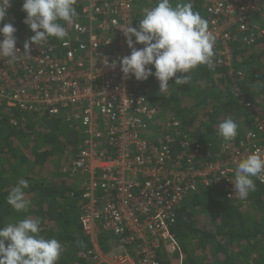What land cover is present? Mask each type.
Returning <instances> with one entry per match:
<instances>
[{
	"label": "built area",
	"instance_id": "built-area-1",
	"mask_svg": "<svg viewBox=\"0 0 264 264\" xmlns=\"http://www.w3.org/2000/svg\"><path fill=\"white\" fill-rule=\"evenodd\" d=\"M135 2L85 0L72 26L74 42L66 37L61 56L48 43L30 45L24 55L17 42L19 60L9 64L0 58V107L62 113L87 136L68 171L81 178L77 192L84 206L78 220L92 245L87 257L95 264H160L171 258L177 247L171 228L183 199L221 185L231 200L236 162L257 148L264 150L259 117L241 139L224 141L213 156L191 141L174 118L166 131H159L161 145L147 138L157 111L145 100L143 81L125 77L119 64L131 53L121 30L134 27ZM203 12L216 36L215 68L227 69L235 82L241 72L233 66V45H251L264 34L255 19L264 12V0H210ZM104 57L117 66H104ZM103 234L114 241L107 240V253L99 249Z\"/></svg>",
	"mask_w": 264,
	"mask_h": 264
},
{
	"label": "trees",
	"instance_id": "trees-1",
	"mask_svg": "<svg viewBox=\"0 0 264 264\" xmlns=\"http://www.w3.org/2000/svg\"><path fill=\"white\" fill-rule=\"evenodd\" d=\"M84 1L75 0L78 17ZM209 1L191 0L193 9L203 18ZM9 2L4 23L14 25L16 40L24 45L33 36L23 22L24 0ZM155 3L156 0L135 2L134 27L142 19L143 10ZM258 15L264 30V12ZM64 26L74 42L73 24ZM65 40L50 37L47 43L61 56L67 49L62 47ZM233 46V66L241 72L235 82L228 77L227 69L210 70L204 66L191 71L188 84L174 85L173 78L164 91L152 77L143 81L140 89L145 100L157 111L147 138L161 145L163 135L159 131H166L174 118L191 141L213 156L225 141L218 135V124L226 116L232 115L239 124L236 141L243 136L240 121L250 129L256 117L264 120V34L251 45ZM63 110L66 115L71 113L67 108ZM86 138L82 127L62 113L53 116L44 110L23 112L7 104L0 107V227L25 217L39 219L40 235L55 238L63 246L57 264H95L87 257L92 245L78 220L84 206L77 192L81 178L68 171L77 154L85 149ZM22 179L29 185L25 189L29 207L27 212H16L7 204V196ZM171 232L176 252L160 264H172L174 259L178 264H264V184L256 181V191L244 200L236 192L228 199L221 185L187 195L175 212ZM107 240L114 242L104 234L99 237L102 253L110 249Z\"/></svg>",
	"mask_w": 264,
	"mask_h": 264
},
{
	"label": "clouds",
	"instance_id": "clouds-1",
	"mask_svg": "<svg viewBox=\"0 0 264 264\" xmlns=\"http://www.w3.org/2000/svg\"><path fill=\"white\" fill-rule=\"evenodd\" d=\"M75 0H24L22 11L26 13V24L34 35L24 42L25 54L30 45H44L50 37L65 40L69 33L64 24L72 25L78 14ZM10 7L9 0L0 3V58H7L9 64L20 59L16 47L17 29L12 23H3ZM63 21L64 23H61ZM127 25L123 30L130 55L122 56L119 64L125 77L131 75L137 81H146L154 76L160 91L174 85L189 83L192 70L206 66L215 68V34L209 23L193 9L191 0L173 3V0H156L155 6L143 10L137 27ZM133 37L135 41H133ZM135 44L143 45L136 48ZM23 56V55H22ZM105 65L117 66L116 62ZM151 66V67H149ZM152 68L155 71H152ZM177 73L181 75L177 76ZM239 124L232 115L218 124V135L225 141H232L238 135ZM264 183V150L257 148L236 162L234 169V190L241 200L256 191V181ZM26 180H20L7 196V204L16 212H27ZM41 221L31 217L19 219L0 227V264H57L63 246L55 238L40 235Z\"/></svg>",
	"mask_w": 264,
	"mask_h": 264
},
{
	"label": "rangeland",
	"instance_id": "rangeland-1",
	"mask_svg": "<svg viewBox=\"0 0 264 264\" xmlns=\"http://www.w3.org/2000/svg\"><path fill=\"white\" fill-rule=\"evenodd\" d=\"M137 1V0H136ZM134 6H135V4H134ZM259 16V15H258ZM257 16V17H258ZM257 17H256V22L259 24V19H257ZM240 123V128L243 130V133L249 128V125H247V124H245L244 122H242V121H240L239 122ZM150 130V129H149ZM62 164H63V162H62ZM64 166V165H63ZM80 183H78L77 185H79ZM172 264H178V261L176 260L175 261V259H174V261L172 262Z\"/></svg>",
	"mask_w": 264,
	"mask_h": 264
}]
</instances>
